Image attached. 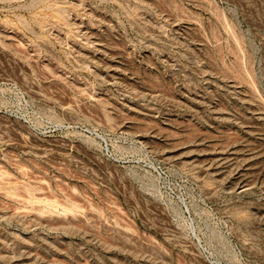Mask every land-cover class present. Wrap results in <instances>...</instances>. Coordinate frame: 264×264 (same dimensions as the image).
I'll use <instances>...</instances> for the list:
<instances>
[{
    "label": "rangeland",
    "instance_id": "obj_1",
    "mask_svg": "<svg viewBox=\"0 0 264 264\" xmlns=\"http://www.w3.org/2000/svg\"><path fill=\"white\" fill-rule=\"evenodd\" d=\"M0 264H264V0H0Z\"/></svg>",
    "mask_w": 264,
    "mask_h": 264
}]
</instances>
